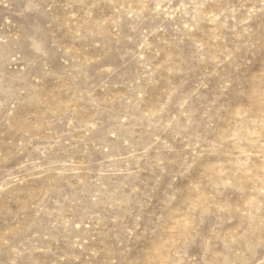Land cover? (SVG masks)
<instances>
[{"label":"rangeland","instance_id":"1","mask_svg":"<svg viewBox=\"0 0 264 264\" xmlns=\"http://www.w3.org/2000/svg\"><path fill=\"white\" fill-rule=\"evenodd\" d=\"M0 264H264V0H0Z\"/></svg>","mask_w":264,"mask_h":264}]
</instances>
